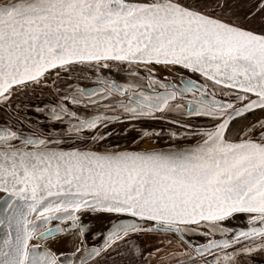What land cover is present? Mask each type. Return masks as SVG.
I'll return each instance as SVG.
<instances>
[{"label":"snow or ice","instance_id":"snow-or-ice-1","mask_svg":"<svg viewBox=\"0 0 264 264\" xmlns=\"http://www.w3.org/2000/svg\"><path fill=\"white\" fill-rule=\"evenodd\" d=\"M42 82L57 99L22 102ZM0 111V264L264 256V0H0ZM148 121L186 143L140 148Z\"/></svg>","mask_w":264,"mask_h":264},{"label":"flooded vegetation","instance_id":"flooded-vegetation-1","mask_svg":"<svg viewBox=\"0 0 264 264\" xmlns=\"http://www.w3.org/2000/svg\"><path fill=\"white\" fill-rule=\"evenodd\" d=\"M7 0H2V2H5ZM246 2L249 3V0H246ZM52 79L56 81V87H59L61 89L65 88L67 84H72L73 86H76L77 84H82V85H90L89 81L86 80H82V81H77L75 78H73L72 80H66L65 79V73L61 72V77L59 80L56 79L55 74H53ZM39 88H44V90H46L48 93H51L52 95H49L52 97H54L55 99H57V93L53 91V87L51 85L46 86L44 85V83L42 82L41 85L38 88H34V89H39ZM54 101L51 102H47V103H52ZM81 112L83 113L84 110H81ZM255 116H260V112L255 111L254 112ZM249 116V118H254L253 113H249L247 114ZM149 125V130L151 129H157L160 131V136L159 137H152L150 138V140H157L159 142H163L165 144L168 143H179V142H184L185 139L183 138H176L175 140H170L167 134V129H168V125L162 123V122H156V121H148L146 122ZM122 129V130H121ZM107 131H109L111 133V135H109L106 138V142H110L113 144H125V143H130L134 138H138V133L136 130L131 129V128H126V126L124 124H120L117 122H113L110 123L108 125V129ZM146 140V139H145ZM142 140L139 141V144L141 143ZM144 141V139H143Z\"/></svg>","mask_w":264,"mask_h":264},{"label":"rangeland","instance_id":"rangeland-1","mask_svg":"<svg viewBox=\"0 0 264 264\" xmlns=\"http://www.w3.org/2000/svg\"><path fill=\"white\" fill-rule=\"evenodd\" d=\"M248 2L245 0V4L247 5ZM54 74V73H53ZM51 93H48L44 88L34 89L29 92V94L25 97H23L22 102L28 103L31 102L33 104H40V103H47L51 101H55L56 99L54 97L51 98ZM7 119V116L4 112L0 111V124H2ZM122 130V129H121ZM172 144V143H171ZM165 145L163 142H159L157 140H150V139H144L139 144L140 148H159L161 146ZM89 219H92V217L88 216ZM237 225H242V221H236ZM147 239V238H146ZM144 239L141 242L148 244L149 242ZM110 257V258H109ZM104 263L105 264H122V261L125 259L124 257L117 255L116 253H111Z\"/></svg>","mask_w":264,"mask_h":264},{"label":"water","instance_id":"water-1","mask_svg":"<svg viewBox=\"0 0 264 264\" xmlns=\"http://www.w3.org/2000/svg\"><path fill=\"white\" fill-rule=\"evenodd\" d=\"M255 111H258V110H254ZM173 143H176V142H173ZM172 143V144H173ZM186 143V141L184 142H179L177 144H184ZM171 143H168V144H165L159 148H162V147H168ZM92 217V219H89V217H85L88 222L90 223L91 225V228L93 230H95L96 232H105L110 226H111V223L114 222V217L111 216V214H107V213H99V214H96L94 216H90ZM240 227H244L245 224L243 222L242 225H238ZM65 237H68L67 241H65L66 243L64 244H61L60 246H57L56 244L54 245L55 248L57 249H60L62 251H64L66 254L68 252H70L72 250V248L74 247V244L78 242L77 238L72 236V235H66ZM89 243L90 244H99L100 243V238H97L96 240H91L89 239Z\"/></svg>","mask_w":264,"mask_h":264},{"label":"crops","instance_id":"crops-1","mask_svg":"<svg viewBox=\"0 0 264 264\" xmlns=\"http://www.w3.org/2000/svg\"><path fill=\"white\" fill-rule=\"evenodd\" d=\"M63 238H68V237H65L63 236ZM146 239V238H145ZM149 243L150 241L148 239H146ZM110 258V257H109ZM105 264V263H104ZM253 264H264V256H261V255H256L254 257V260H253Z\"/></svg>","mask_w":264,"mask_h":264},{"label":"bare ground","instance_id":"bare-ground-1","mask_svg":"<svg viewBox=\"0 0 264 264\" xmlns=\"http://www.w3.org/2000/svg\"><path fill=\"white\" fill-rule=\"evenodd\" d=\"M5 2H7V1H5ZM67 239H68V238H63V237H61V238L59 239V241L56 243V245H57V246H60L61 244L66 243L65 241H67Z\"/></svg>","mask_w":264,"mask_h":264}]
</instances>
